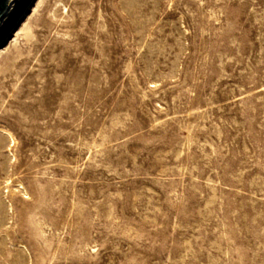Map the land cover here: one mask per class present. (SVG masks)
Segmentation results:
<instances>
[{
	"label": "rangeland",
	"instance_id": "rangeland-1",
	"mask_svg": "<svg viewBox=\"0 0 264 264\" xmlns=\"http://www.w3.org/2000/svg\"><path fill=\"white\" fill-rule=\"evenodd\" d=\"M0 46V264H264V0H17Z\"/></svg>",
	"mask_w": 264,
	"mask_h": 264
},
{
	"label": "water",
	"instance_id": "water-1",
	"mask_svg": "<svg viewBox=\"0 0 264 264\" xmlns=\"http://www.w3.org/2000/svg\"><path fill=\"white\" fill-rule=\"evenodd\" d=\"M17 0H0V31Z\"/></svg>",
	"mask_w": 264,
	"mask_h": 264
},
{
	"label": "bare ground",
	"instance_id": "bare-ground-1",
	"mask_svg": "<svg viewBox=\"0 0 264 264\" xmlns=\"http://www.w3.org/2000/svg\"><path fill=\"white\" fill-rule=\"evenodd\" d=\"M38 2H39V1H38ZM32 10H33V9H32ZM34 10H35V8H34ZM16 12H17V11H16ZM13 13H15V5H14L12 11L10 12V14H9V16H8V18H7L6 22H5V24H7L8 21H9V19L12 18ZM5 24H4V25H5ZM29 31H30V29H29L28 26H22V27H19V28L16 27V28L12 29V31H11V33H10L9 35L13 37V40H14V41H16V40H17V37H18V35H19L20 33L24 32L26 35H28V34H29ZM2 51H3V48H2V46H0V54H1ZM0 131H1V132H5V133H7V134L10 135V132H9L8 130L4 129V128H0Z\"/></svg>",
	"mask_w": 264,
	"mask_h": 264
}]
</instances>
